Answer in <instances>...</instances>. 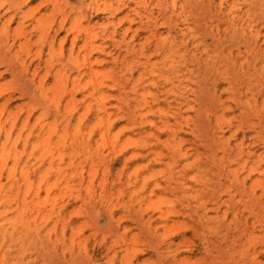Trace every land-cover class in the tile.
<instances>
[{
    "label": "rangeland",
    "instance_id": "obj_1",
    "mask_svg": "<svg viewBox=\"0 0 264 264\" xmlns=\"http://www.w3.org/2000/svg\"><path fill=\"white\" fill-rule=\"evenodd\" d=\"M81 1L0 0V161L22 152L46 177L32 172L27 202H18L25 188L2 200L0 264H264V158L245 162L238 146L246 134L244 149L264 152L261 108L241 109L252 93L264 99L254 74L264 58L245 47L246 21L264 40V7L237 0L247 30L225 32L223 20L215 36L228 14L220 0ZM180 29L199 49L181 45L167 58L157 45ZM249 73L254 90L244 87ZM219 111L226 155L207 121Z\"/></svg>",
    "mask_w": 264,
    "mask_h": 264
},
{
    "label": "bare ground",
    "instance_id": "obj_2",
    "mask_svg": "<svg viewBox=\"0 0 264 264\" xmlns=\"http://www.w3.org/2000/svg\"><path fill=\"white\" fill-rule=\"evenodd\" d=\"M85 1L86 0H82L81 1V6L86 5ZM252 1H253V3H255V0H252ZM172 2L174 4V6H176L177 1L176 0H172ZM211 2H213L212 5H214V4L216 5V0H210V3ZM256 2L259 3L260 6L264 7V0H256ZM229 3H230V0H220L218 5L216 6V8L219 11L226 10L228 12V14L226 16V19H224V17H222V16L220 17L219 23L215 26V28L217 29L216 31H214L215 32V36H219L221 34V30H222L221 22L223 20H224V22L226 21L228 23L227 27L224 29L225 32H227L229 30L236 31L238 29H242V30L243 29L244 30L250 29V31L253 32V34H252L251 39L248 40L247 43L245 44V47L247 49L246 54H249V52H252L251 55H253L255 57L264 58V40H262V37H261L262 31H260V30L259 31H255L252 21H246V24H248V26L245 25V27H243L242 25H240V26L237 25V22L240 21L239 14H236L237 11L235 10L236 5H237V0L233 1L230 4ZM246 26H247V29H246ZM211 27H214V26L211 25ZM179 32H183L182 37L179 36V33L174 34V32L172 30H170L169 36L168 37H164L162 39V42L157 45V47L159 46L162 49H164L167 58L172 57V53L174 51V48L179 47L181 45L184 46L185 48H188L189 46L196 47L197 49H195V51L199 49V47L196 45V40L187 41L186 33H184L185 29H180ZM57 34H60V32H57ZM111 36H113V34ZM76 42H77V38L74 39L73 44L75 45ZM225 44L226 43H224V41L222 39H219V38L214 43V45L216 47H219V49H220V47H224ZM132 47H134V48L132 49L131 48V44H130L128 46V51H131V50L134 51L135 48H136L135 45H133ZM141 47L144 49V47H145L144 44H141ZM238 49H239V54H242L243 52H245V51L242 50L241 46H239ZM215 52H217V50H215ZM225 52H226V54L227 53L229 54V57H227V55H225L227 57L228 62L235 64L237 59H236L235 56H233L234 55L233 47L230 46L229 49L228 48L224 49L223 53H225ZM210 57L211 56L208 55L207 59L210 58ZM248 61L250 62L251 60L248 58ZM263 63H264V60H263ZM207 64L210 65V64H212V62L207 60ZM213 67H215V66H213ZM215 69H216V67H215ZM254 71H255L254 74L258 75V76H256L255 79L260 78V79H258L259 82L263 81L264 80V78H263V74H264L263 67H262V70H258L257 69V64H255ZM142 73L138 77L137 82L135 84H133L132 90H134L135 92L139 91L138 87L140 86V82L144 78V76L146 74V71L142 72ZM181 77H183V75H181ZM248 77H249V79L244 81V83H245L244 87L248 88L250 90H254L253 88L256 86V84L254 83L255 79L252 78V73L251 74L249 73ZM215 84L217 85V83H215ZM216 85H214V86H216ZM232 87H233L232 83H230V86L227 88V90L228 89L230 90ZM217 88L219 89V87H217ZM213 89H214V87H213ZM214 91L215 90H213V92ZM216 93H218L217 90H216ZM216 93H215L214 96H216L215 98H216L217 102L219 103V102L222 101L223 97H222V95H218ZM258 101L259 100L255 96L254 93H252L250 96H247V99L244 102H242V104L244 106H246L245 109H243L244 106L241 108L243 110L242 114L247 113V111H248V114L249 113H259V112H262L264 114V99H263V101L261 103V106L258 105ZM219 104L221 105L220 107L222 108L221 109L222 111H224V109L227 108L226 102L222 101V104L221 103H219ZM229 108H231V106ZM257 108H261V110L258 112ZM179 110L182 112V108H180ZM101 111L106 112V110H101ZM207 117H208L207 118L208 127L212 126V130H211L212 131L211 132L212 140H214V142L219 147L224 149V152H225V155H226L227 152H228L226 150H228V148L231 149V138H225L226 133H225V130H224L225 128L223 126V122L225 120L224 119L225 118V112L222 113V114L220 113V111L217 112L215 114L214 118L209 116V115ZM214 120L216 121L215 125H214ZM16 126H17V124H16V119H15L13 124H12V126L9 129L5 130V132H6V142L4 143V147H3L4 150L6 148L5 144H7L8 140H10V138L12 136V133H13V129ZM3 130H4V125L0 123V136L3 134V132H2ZM110 131H111V127H110V125H108L107 130L103 133V136L108 135V133ZM243 136L244 137H243L242 141L240 143H238V146L239 147L241 146L240 147L241 153H243V154L245 153L247 155V159L245 160V162H247L248 159H250V158H252L254 156H258L261 159L264 158V152L258 154L257 151L254 150L253 148H248V150L244 149L243 146H245L247 135L245 134ZM29 142H30L29 140L26 141L25 147L29 144ZM263 144H264V141H263ZM225 147H228V148L226 149ZM217 153H218V151L215 150V155H217ZM23 154L24 153H22V152H16L15 154H10V150H9V151H7L5 156L1 157V161H0V194H1L0 195V206H1V204H3L2 200L6 199V198H9L10 195L15 193L16 191H17L16 192L17 196H20L21 195L20 192L23 191L24 188H25V192H23L24 193L23 197L20 196L21 198H18V202H21V203L27 202V200H28L27 195H29V193L33 190V187L35 185V183H34V181L32 179V176H31L32 172L33 171L34 172H38L39 171L40 175H41L44 163L39 164L38 167H36L37 164L32 167V166H30L31 160L29 159V157L28 158H24ZM225 155H224V158H225ZM134 157H144V156L142 155L141 152H139V153L134 154ZM11 161H12L13 165L10 168V174H9L10 184L8 186H6L2 182L1 176H2V171L4 169H6L7 167H9V163ZM50 161L53 163L54 159L51 158ZM21 164H24L23 168H22L23 172L21 174V178H17L16 170H17L18 166L21 165ZM250 171L252 173L254 171V169L252 168ZM44 176L45 175H41L40 179L44 180V178H46ZM249 176H250V174L247 177H249ZM242 182H243L244 185H246L247 184V178H244L242 180ZM157 186L160 187V184H157ZM40 189H41V184L39 183L37 185V187H36V190H37L36 194H35L36 197L39 196ZM10 205H11V203H10ZM19 207H20V205L18 206V208ZM11 208H13V207H10L9 209H11ZM8 236H9V230L5 229L4 230V237H6V239H7ZM13 236H14V233L11 234V237H13Z\"/></svg>",
    "mask_w": 264,
    "mask_h": 264
}]
</instances>
